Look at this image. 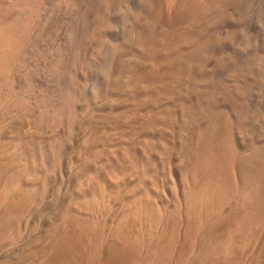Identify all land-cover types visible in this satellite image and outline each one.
I'll return each mask as SVG.
<instances>
[{"label": "bare ground", "instance_id": "bare-ground-1", "mask_svg": "<svg viewBox=\"0 0 264 264\" xmlns=\"http://www.w3.org/2000/svg\"><path fill=\"white\" fill-rule=\"evenodd\" d=\"M107 99L143 117L118 147L88 155L79 195L133 185L118 223L151 229L170 184L187 213L196 207L197 229L213 232L231 202L232 237L264 227V0H0V122L30 115L54 133L0 145V205L19 186L33 200L70 170L66 152ZM140 245L115 247L110 263L131 264Z\"/></svg>", "mask_w": 264, "mask_h": 264}, {"label": "rangeland", "instance_id": "rangeland-1", "mask_svg": "<svg viewBox=\"0 0 264 264\" xmlns=\"http://www.w3.org/2000/svg\"><path fill=\"white\" fill-rule=\"evenodd\" d=\"M126 76L122 74L123 78ZM107 100L95 104L76 136L75 145L66 152L64 163L71 166L70 170H57L56 180L42 185L33 200L25 196L27 187L19 186L0 205V264H67L69 261L62 257L63 247L72 253L70 260L73 264H111L112 249L128 247L136 237L140 238L141 245L132 254L131 264H253L255 256L264 246V227L254 226L252 233L245 234L248 236L236 234L232 237L229 231L237 216L234 202L226 204L222 213L214 218L219 217V225L210 233L208 226L196 228V207L187 213L170 184L167 190L161 192L165 202L160 207L161 220L151 229L131 219L118 223L121 222L123 209L134 199L133 185L118 190H103L101 195H79L80 189L87 183L79 177L86 173L84 166L89 161L88 155L118 147L125 139L124 131L135 129L143 117L133 107L125 106L123 101ZM13 118L0 122L1 146H15L21 134L27 135L32 142L54 136L52 131L39 132L30 115ZM88 140L89 143L86 142ZM28 180L35 183L41 178L31 177ZM230 236L235 240L231 250L215 256L208 255L207 248L211 242L224 241ZM167 239L171 242L170 253L164 245Z\"/></svg>", "mask_w": 264, "mask_h": 264}, {"label": "water", "instance_id": "water-1", "mask_svg": "<svg viewBox=\"0 0 264 264\" xmlns=\"http://www.w3.org/2000/svg\"><path fill=\"white\" fill-rule=\"evenodd\" d=\"M128 243V242H127ZM126 245V244H125ZM61 251H62V257L65 259V260H68L69 262H72L70 260V253L69 252V249L67 247H63L61 248ZM76 256H77V251L75 252ZM253 264H264V246L263 248L257 253V255L255 256V260L253 262Z\"/></svg>", "mask_w": 264, "mask_h": 264}]
</instances>
